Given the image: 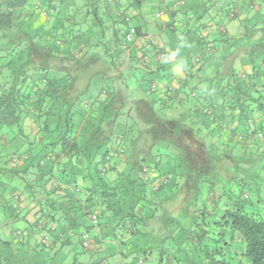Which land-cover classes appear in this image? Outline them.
Returning <instances> with one entry per match:
<instances>
[{
    "label": "trees",
    "instance_id": "16d2710c",
    "mask_svg": "<svg viewBox=\"0 0 264 264\" xmlns=\"http://www.w3.org/2000/svg\"><path fill=\"white\" fill-rule=\"evenodd\" d=\"M221 9L217 27L239 17ZM129 20L119 0H0V264H264L257 57L250 74L212 72L206 94L175 88L176 61L200 74L228 57L221 36L173 23L197 41H148L137 57L147 31ZM262 22L244 26L241 39L263 34L247 47L264 51Z\"/></svg>",
    "mask_w": 264,
    "mask_h": 264
},
{
    "label": "crops",
    "instance_id": "0c3cea01",
    "mask_svg": "<svg viewBox=\"0 0 264 264\" xmlns=\"http://www.w3.org/2000/svg\"><path fill=\"white\" fill-rule=\"evenodd\" d=\"M234 2H228L227 0H119L122 8L125 10L127 17H129V25H134L136 23H143L144 31L146 34L138 39H135V46L130 49V54L141 56L143 53V45L148 41L160 45H167L175 43L176 41L180 44L195 43V34H188L178 32L176 35L168 32L167 26L173 23L183 22L187 26V30L190 32L189 27H195L198 24H209L211 31L209 33V39H218V35L221 36L222 42V53L227 55L221 64L213 61L211 65H207L204 60L203 67H205L204 72L198 74L196 72V66L192 70L188 71L187 67H184V62L176 61L171 67V77L169 78L172 82V86L175 88L184 87L188 88L191 85L197 86L203 93L206 94V86L203 79H209L212 76V72L217 71H229V69H237L246 74L254 72L253 65H259L264 71V62L261 61V57L264 56L263 49L259 47H247V40H251L254 43L263 42V34L257 33L250 37L240 38L243 32L244 26L247 24L255 23L257 26L263 25L262 19L264 18V0H233ZM253 2V4L251 3ZM227 4V5H226ZM252 4V5H251ZM227 8L233 6V9L239 14L236 19H226L219 27V20L221 18L220 14L222 6ZM212 9V10H211ZM212 12L215 19H209L207 21V13ZM161 13L160 17L157 19L156 15ZM149 15H153L156 20L160 22L159 25L153 27L149 23ZM133 20V21H132ZM196 31V30H195ZM225 32V33H222ZM181 33V34H179ZM204 33V32H203ZM205 34V39L207 40V34ZM244 39V40H243ZM228 41V42H227ZM230 43H234L236 47H232ZM150 47V45H148ZM151 48V47H150ZM232 49H235V53H230ZM149 54L154 57L153 50L150 49ZM145 53V52H144ZM257 57V63L250 64L246 61L248 55ZM260 59V60H259ZM202 74V77H201ZM204 94V95H205ZM23 205L26 207L27 203L24 201ZM27 213L25 214L26 221H32L33 217V206H27ZM8 233V231L6 232ZM110 261H120L121 259L111 257ZM110 262V263H112Z\"/></svg>",
    "mask_w": 264,
    "mask_h": 264
},
{
    "label": "rangeland",
    "instance_id": "374dc122",
    "mask_svg": "<svg viewBox=\"0 0 264 264\" xmlns=\"http://www.w3.org/2000/svg\"><path fill=\"white\" fill-rule=\"evenodd\" d=\"M228 2H234L233 0H227ZM212 10V9H211ZM41 11V10H40ZM42 13V12H41ZM213 16V13L212 12H208L207 13V21L210 19V17H212ZM148 20H149V23L153 26V27H156V25H159L160 24V22L158 21V20H156V18L153 16V15H149L148 16ZM158 19V18H157ZM133 21V20H132ZM194 53V51H191V54H193ZM136 87V86H135ZM98 86H97V84L96 85H94V86H92V88H91V93H93V94H96V93H98ZM128 89H133V87L132 86H129V88ZM98 90V91H97ZM135 91H136V88H135ZM127 94L129 95V96H132L133 94L130 92V91H128L127 90ZM122 96H124L122 93H120ZM136 95H137V93H136ZM135 95V96H136ZM128 100L130 101V97L128 98ZM124 105H125V108L128 110V109H130V107H131V103H129V102H126V101H124ZM239 169V172H243V170H246V171H249V167L247 166V165H244V164H239V167H238ZM21 182V181H20ZM19 182V184H22V182L20 183ZM20 189V188H19ZM4 213H3V210L0 208V236H1V238H3L2 236L4 235V231L6 230V232H7V230L8 229H10L11 227H10V225H5L7 222H9V221H6V219H5V217H4ZM21 223V221H18L17 222V224H20ZM12 224V223H11ZM17 224H16V226H17ZM8 226V229H4V228H6ZM15 227V226H14ZM73 246H75V247H77V248H75V250H77V251H80V247H79V245H78V242H77V238L76 239H74V244H72V247ZM70 248H71V246H69L68 248H65L64 249V252H66L67 250H70ZM101 256L102 255H98V254H96V255H93V256H88L87 254H85L84 252L83 253H78V258H80V264H89L90 263V261H97V260H100L101 259ZM101 262H103V261H105V262H107V263H109L110 264V262H112V261H110L109 260V258L108 259H103V260H100Z\"/></svg>",
    "mask_w": 264,
    "mask_h": 264
},
{
    "label": "built area",
    "instance_id": "2783aa9c",
    "mask_svg": "<svg viewBox=\"0 0 264 264\" xmlns=\"http://www.w3.org/2000/svg\"><path fill=\"white\" fill-rule=\"evenodd\" d=\"M157 16H159V14H157ZM128 36H129V35H128ZM84 245H85V246H87V243H86V242H84Z\"/></svg>",
    "mask_w": 264,
    "mask_h": 264
},
{
    "label": "clouds",
    "instance_id": "9594fccd",
    "mask_svg": "<svg viewBox=\"0 0 264 264\" xmlns=\"http://www.w3.org/2000/svg\"><path fill=\"white\" fill-rule=\"evenodd\" d=\"M159 15H161V13H158ZM94 221H96L95 219H94Z\"/></svg>",
    "mask_w": 264,
    "mask_h": 264
}]
</instances>
